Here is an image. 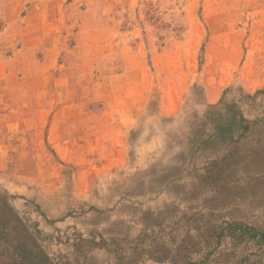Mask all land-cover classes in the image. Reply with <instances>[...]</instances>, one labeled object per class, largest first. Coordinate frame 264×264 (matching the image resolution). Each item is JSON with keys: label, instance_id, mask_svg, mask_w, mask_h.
<instances>
[{"label": "rangeland", "instance_id": "1", "mask_svg": "<svg viewBox=\"0 0 264 264\" xmlns=\"http://www.w3.org/2000/svg\"><path fill=\"white\" fill-rule=\"evenodd\" d=\"M0 198V264H264V0H0Z\"/></svg>", "mask_w": 264, "mask_h": 264}, {"label": "trees", "instance_id": "2", "mask_svg": "<svg viewBox=\"0 0 264 264\" xmlns=\"http://www.w3.org/2000/svg\"><path fill=\"white\" fill-rule=\"evenodd\" d=\"M14 215L15 214L13 213V210L11 209V207L6 205L5 199L3 200L2 198H0V222L2 220H4L7 223H10L9 219H13ZM7 223H5V225H8ZM6 231L8 232L9 230H7V228H6ZM24 253H25L24 257L29 258V256H28L29 252L27 250H25ZM30 257H31V255H30Z\"/></svg>", "mask_w": 264, "mask_h": 264}]
</instances>
